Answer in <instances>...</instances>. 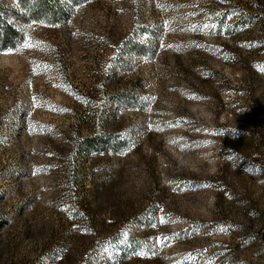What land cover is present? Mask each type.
Wrapping results in <instances>:
<instances>
[{
	"label": "rangeland",
	"instance_id": "rangeland-1",
	"mask_svg": "<svg viewBox=\"0 0 264 264\" xmlns=\"http://www.w3.org/2000/svg\"><path fill=\"white\" fill-rule=\"evenodd\" d=\"M263 15L264 0H87L0 50V264H117L123 249L124 264H264ZM143 23L156 54L125 55ZM97 74L112 78L102 129L125 144L70 189L69 143L91 133L78 89ZM103 183L116 202L77 216L70 193Z\"/></svg>",
	"mask_w": 264,
	"mask_h": 264
},
{
	"label": "trees",
	"instance_id": "trees-1",
	"mask_svg": "<svg viewBox=\"0 0 264 264\" xmlns=\"http://www.w3.org/2000/svg\"><path fill=\"white\" fill-rule=\"evenodd\" d=\"M85 2L87 0H16L13 7L1 6V11L6 12H3L5 18H0V50L26 48L25 27L31 24L53 27L64 26L72 17L73 6ZM9 18H12L14 22H11ZM158 26L157 23H143L140 27L137 25L134 32L122 40L121 51L125 55L137 54L148 57L155 55L158 48L156 42ZM262 27L264 30V15L262 16ZM48 45L50 44L48 43ZM55 50V58L58 59L60 55V58L64 60L58 46ZM97 75L89 88L78 89L79 100L84 105V112L77 121L86 123L91 133L85 137H80L78 133H75L69 143L66 171L70 189L75 182H80L81 177L84 176L85 162L91 159V169H96L98 153L101 151H117L125 144V139L121 138L117 129H114L115 132L111 135H108L102 129L105 113L112 112L110 103L112 98L105 95V86L112 78L110 76ZM123 95V93L117 95L116 99L120 103L125 99ZM132 99L139 102L138 97L133 96ZM140 102L142 103L136 104H139L142 109L148 105L146 101L142 100ZM107 184L95 185L93 189L85 191L82 199H78L70 193L72 204L79 208L76 211L77 216H82L81 210L83 206L94 212L116 202L118 195ZM107 225L103 223L102 230L105 231ZM117 238L115 240H118ZM3 245H0V259H2V255L6 250ZM127 252L124 249L121 251L122 256L119 257V263L117 264H124L123 258ZM68 259L70 258L68 257ZM0 263H2L1 260Z\"/></svg>",
	"mask_w": 264,
	"mask_h": 264
}]
</instances>
